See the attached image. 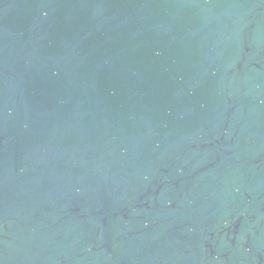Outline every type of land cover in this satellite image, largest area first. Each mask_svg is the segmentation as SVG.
Masks as SVG:
<instances>
[{
	"label": "water",
	"instance_id": "obj_1",
	"mask_svg": "<svg viewBox=\"0 0 264 264\" xmlns=\"http://www.w3.org/2000/svg\"><path fill=\"white\" fill-rule=\"evenodd\" d=\"M0 264H264V0H0Z\"/></svg>",
	"mask_w": 264,
	"mask_h": 264
}]
</instances>
